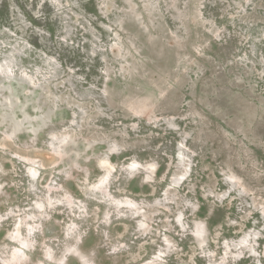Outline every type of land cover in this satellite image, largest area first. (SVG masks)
Listing matches in <instances>:
<instances>
[{
	"label": "rangeland",
	"instance_id": "1",
	"mask_svg": "<svg viewBox=\"0 0 264 264\" xmlns=\"http://www.w3.org/2000/svg\"><path fill=\"white\" fill-rule=\"evenodd\" d=\"M0 264H264V0H0Z\"/></svg>",
	"mask_w": 264,
	"mask_h": 264
},
{
	"label": "trees",
	"instance_id": "2",
	"mask_svg": "<svg viewBox=\"0 0 264 264\" xmlns=\"http://www.w3.org/2000/svg\"><path fill=\"white\" fill-rule=\"evenodd\" d=\"M37 17L41 19L42 21H46V18H47L45 17V15H41V14L37 15Z\"/></svg>",
	"mask_w": 264,
	"mask_h": 264
}]
</instances>
